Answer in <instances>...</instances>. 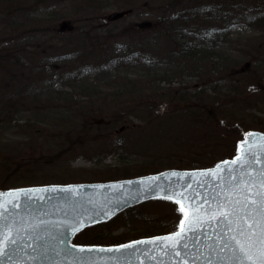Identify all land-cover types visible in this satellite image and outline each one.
<instances>
[{"label": "rangeland", "instance_id": "1", "mask_svg": "<svg viewBox=\"0 0 264 264\" xmlns=\"http://www.w3.org/2000/svg\"><path fill=\"white\" fill-rule=\"evenodd\" d=\"M89 1L71 0L60 9H55L57 12L64 11L63 14L68 17L61 20L62 28L58 30L59 25L57 28L62 36L61 41H58L60 47L65 45L75 50L72 59L75 65H79L81 76L94 78L90 79L86 92L90 91V94H94L92 96L98 93L111 94L115 89H122L123 85L128 86L122 80L125 75L133 79L144 75L146 64H136L131 52L134 48L141 50L146 59H155V65L151 66L156 67L155 84L149 85L150 90L145 89V84L141 88L142 85L138 83L133 90L128 88L129 91L144 92V100L127 99L122 104L110 103L109 100L98 103L97 106L101 105L105 109L103 116L123 115L130 117V120L114 122L111 119L108 124L110 127H97L89 119L80 120L77 116L71 118V114L66 118L68 113L65 106L58 105L64 102L65 96L76 100L79 95L86 94L80 85L79 88H71V84L66 81L65 69L72 64L61 61L55 69L56 73L49 72L52 80L47 83L45 93L49 96L40 98L54 99L53 109L50 110V107L37 116L15 114L13 109L10 111L12 116H8L0 110V164L8 163L12 170L3 172L0 167V180L5 178L20 184L14 187L4 185L0 189L54 183L107 182L155 173L152 171L154 169L157 172L166 168L208 167L218 159L233 156L237 151V142L245 132H264V0H127L131 11L122 9L125 0H104L105 4H100L104 8L99 3L96 8H92ZM189 4H195L198 17L200 7L206 10L203 23L207 25L200 28L204 32L208 25L217 28L213 18L217 21L223 19L219 24V32H227L228 38L220 41L219 50L237 58L235 67L238 68L235 71L239 73L231 78L239 92L226 97L230 110L225 112L229 116L225 121L220 119L224 111H217V96L209 91L204 92L205 88L199 83L194 82V89L190 91L194 94L177 90L174 84V87L167 89V83H189L197 78L188 69H179L167 61L173 44L168 37L169 32L161 28L162 24L165 25L164 19ZM214 4L217 5L215 11ZM224 8L228 9L229 14L241 17H236L233 25L226 24L227 20L222 15ZM145 17L149 21L162 19L163 23L157 21L156 28L140 33L136 23ZM103 25L105 32L101 31L103 27L100 26ZM131 25L137 27V32H131L133 34L130 36L111 37V46L118 52L117 55H123L122 62L116 66L113 58L111 62L108 61L110 65L103 64L101 69L99 62L93 67L85 66L96 63L104 56L102 45L109 32L117 35L120 30L125 32ZM2 41V45L8 42L4 38ZM9 70L10 67L0 63V88L1 79ZM198 72L204 75V71ZM154 74L150 73L155 78ZM215 79L213 77L208 82H215ZM165 91L168 94H162ZM64 92L70 94L64 95ZM210 99L214 104L209 102ZM211 108L216 110L213 118L209 112ZM34 121L47 126L38 130L23 126ZM84 124L94 125L95 128L89 125L81 127ZM66 137L69 138L64 139ZM177 207L168 200L150 199L119 213L108 222L85 228L72 240L75 244L110 246L148 235L173 232L178 229L182 218Z\"/></svg>", "mask_w": 264, "mask_h": 264}, {"label": "trees", "instance_id": "2", "mask_svg": "<svg viewBox=\"0 0 264 264\" xmlns=\"http://www.w3.org/2000/svg\"><path fill=\"white\" fill-rule=\"evenodd\" d=\"M69 1L71 0H0V59L5 60L4 62L0 61V63L10 67V70L6 71L1 79V88H4L0 90V110L5 115L7 113L8 116H12L10 113L12 109L15 111V114L28 113L30 116L42 115L48 111V109L52 106V100L54 99L45 98L42 100L40 98L49 96L45 94L46 89H48L47 83H49V80H52V75H49V72L52 71L53 74L55 69L59 66V63L63 61L65 63L72 64L68 68L63 67V69L66 68L65 70L67 71L66 81L68 84H71V88L73 89L79 88L80 85L82 91L86 93L83 94L84 96L79 95L76 97V100H74L71 96L63 97L64 102H61V104L58 105H62L63 107L65 106V109L67 110L66 113H68L66 118H69V114H71L70 117L77 116L80 120L89 119L90 123L92 122L94 125H97V127L110 124L111 119H113L114 122L117 120H130V117L126 118L123 115L117 117L103 116L102 113L105 112L104 107L97 105L98 103H104L108 100L110 103L118 102L121 104L127 99L144 100V96H146L144 92L139 90L129 91L128 88L133 90L136 83H138V85H142L140 86L141 88H143V84H145V89H147L149 85L153 86L155 84L157 77L154 74V70L156 67H151L155 65L153 64L155 63V59H146V57H144L145 55L142 56L141 50L134 48L131 52L135 56L137 62L136 64H146V75H139L135 79L128 78L127 75H125L122 80H124L128 86L123 85L124 87L122 89H125L123 91L122 89H115V91L111 94L98 93L96 96H92L94 94H90V91L86 92L89 87L88 84L90 83V79L94 80V78H89L87 75L82 77L79 65H75V62L72 59V57L75 56L76 51L65 45L60 47L58 42L59 40L61 41L62 36L57 32V28L58 25V30L62 28L60 24L61 20L66 18L67 15L63 14L64 11L57 12L55 9H60L61 6H65ZM103 2L104 0L89 1L92 8H96L98 3L99 6H101L100 4H105ZM122 5L124 6L122 9L131 11L130 3H128L127 0L122 2ZM194 5L195 4H189L175 15L171 14L168 19H164L165 25H161L163 31L169 32L168 37L171 39L173 44L172 53L168 56L167 61L176 65L179 69L180 67L182 69H188L189 73L197 77L194 81L189 83L184 81L176 84L167 83V89L176 85L177 90L179 89L186 93L187 91L190 92L194 89V82L199 83L205 88V90H203L204 92L209 91L210 94L217 96L216 99L218 100L216 101L218 103L216 104L219 106L217 111L220 109L224 111V114H221L224 116H221L220 119L225 121L226 117L229 119V116L226 115L225 112L230 110L227 107L228 102L226 97H230V95L239 92L237 90V86H235L232 81V78L236 77L239 73V71H235V69L238 68L235 67L237 65V58L232 54L219 50L220 41H225L226 38H228L227 32H219L221 30L219 29V24L223 19L219 18L217 21L213 18L214 23L217 24V28H212L208 25L204 32L203 30H200V28L207 25L206 23H203V15L206 10L203 7H200L201 12L198 17L196 14L198 9H196ZM101 8H104V6H101ZM215 8L217 9V5L214 4L213 11H215ZM227 10V8L222 10L223 18L224 20H227L226 24L233 25L236 21V17H241V15H231ZM147 18H142L136 23L138 28L135 27V25H131V27L129 26L130 28L127 27L129 29L126 28L125 32L120 30L117 35H113L109 32L108 36H106L107 40L102 45L104 56L99 58L96 63H88L85 64V66H88V68L93 67L99 62L101 63L99 66L101 69L103 64H108V61L111 62L113 58L114 63L116 62L117 66L120 62H122L121 57L123 55H117L118 52H116L114 47L111 46V37L130 36L134 33L136 28L140 31V33L145 32L148 31L149 28H156L155 22L157 24V21L161 22L162 20L154 18V20L149 21ZM100 27H103L101 31H106V29H104L105 25ZM97 29L98 27L95 28V30ZM3 38L4 41H8L5 45H2ZM98 49H100V47ZM60 53L61 55H59ZM200 70L204 71L205 77L204 75L199 74V72L198 74L196 73ZM150 73H153L155 78L151 76ZM220 73L223 75H220ZM210 76L211 78H217L214 80L215 82H208L211 79L209 78ZM148 90L150 89L148 88ZM63 94L65 95L70 93L64 92ZM162 94H168V92L165 91V93ZM190 94L194 93L190 92ZM101 97L103 101L100 100ZM78 98L79 100H77ZM209 102L212 103L213 100L210 99ZM53 108L54 107H51L50 110ZM185 111L186 110L183 112ZM234 111L236 112V110ZM209 112L212 118L215 117V108L209 109ZM97 114L99 115L94 117ZM104 120H107V122L104 123ZM86 125L94 127V125L90 124H84L81 125V127H85ZM23 126L32 128L33 130H38L40 127L46 128L47 125L34 121L32 124L29 122ZM109 129L110 128H108V130ZM68 138L69 137H66L64 139ZM0 165L3 172H5V170L12 171L10 169L11 165L8 163H2ZM174 167L179 166L174 165ZM152 171L156 172L155 169ZM4 179L5 178L0 180V186L6 185V187H14L20 185L19 183L15 184L12 181H7L9 179ZM5 181L6 184L4 183Z\"/></svg>", "mask_w": 264, "mask_h": 264}, {"label": "snow or ice", "instance_id": "3", "mask_svg": "<svg viewBox=\"0 0 264 264\" xmlns=\"http://www.w3.org/2000/svg\"><path fill=\"white\" fill-rule=\"evenodd\" d=\"M176 175L172 173V176ZM200 175L205 177V181L197 180L195 188L189 173L188 182L182 187H174L169 182L166 186L155 185L143 190L149 193L142 194L143 199L171 201L178 206L177 211L182 216L178 231L151 243L161 244L166 255L179 257L183 254L184 264H264V136L257 138L255 134L246 133L231 161H223L215 170L201 172ZM179 180H185V177L181 176ZM209 182L213 191L201 192L199 189ZM57 190L72 192L70 187L52 189ZM76 191H83V188ZM136 191L141 192L140 189ZM10 195L0 194V264H18L13 258L26 249H31L29 254L36 264L42 256L54 251L56 255L70 256L63 239L60 243L64 247L56 251L37 244L36 241L42 237H27L19 230L13 232L16 221H10L8 208L12 201L5 199ZM121 203H126V200ZM119 210L118 207L98 204L79 219L64 222L62 227L74 234L91 223L111 219ZM54 227L59 230L61 226ZM122 247L132 249L133 245ZM120 250L96 249L106 252ZM78 251L91 252L93 249L81 248ZM72 264H87V258L76 257Z\"/></svg>", "mask_w": 264, "mask_h": 264}, {"label": "water", "instance_id": "4", "mask_svg": "<svg viewBox=\"0 0 264 264\" xmlns=\"http://www.w3.org/2000/svg\"><path fill=\"white\" fill-rule=\"evenodd\" d=\"M257 136H264L260 131H248ZM246 134V133H245ZM245 136V135H244ZM244 140L238 141V144ZM237 144V145H238ZM231 161V160H225ZM222 163V162H221ZM208 168L199 169H168L158 173L141 175L133 178L113 180L107 182L95 183H74V184H49L44 186L17 187L10 189H0V194H11L5 196V199L12 201L8 204L10 221H16L13 232L19 230L22 235L27 237H42L36 241L45 249H54L58 251L64 245L60 243L63 239L68 246L70 256H65L63 253L56 255L55 251L50 255L42 256L39 264H72L76 257L87 258V264H184L183 254L179 257L175 255H166L161 244L151 243L160 238L168 237L175 232L153 236L150 238H142L133 240L119 245L113 246H73L70 242L75 234L68 233L62 225L66 221L79 219L87 211L94 208L98 204H107L108 207L120 208L112 217L120 211L132 207L136 204L149 199H143V190L146 188L155 187V185H168L169 182L174 187H182L188 182L187 174H192L191 183L196 187V181H205V177L201 176V172L215 170L217 165ZM176 173V176H172ZM184 176L185 180H179V177ZM72 188V192L67 191H52V189ZM77 188H83V191L77 192ZM140 189L141 192L136 190ZM201 192L213 191L211 183H207L206 187L199 189ZM126 203H121L125 201ZM89 201L92 203L90 204ZM13 203L16 205L13 207ZM111 217V218H112ZM109 219H101L100 222ZM99 223V222H98ZM97 223H91L88 226ZM61 226L57 230L54 226ZM38 226V227H37ZM85 226L82 229L88 227ZM27 230V231H25ZM143 241L141 244L139 242ZM133 245L132 249H125L122 246ZM93 249V251L79 252L78 249ZM121 249L119 252L96 251V249ZM147 250V251H145ZM31 249H26L20 252L18 257L13 259L18 261V264H36L32 260V255L29 253ZM117 258V259H110Z\"/></svg>", "mask_w": 264, "mask_h": 264}, {"label": "bare ground", "instance_id": "5", "mask_svg": "<svg viewBox=\"0 0 264 264\" xmlns=\"http://www.w3.org/2000/svg\"><path fill=\"white\" fill-rule=\"evenodd\" d=\"M219 126H221V125H219ZM218 126V127H219ZM236 153H237V151H236ZM236 153L235 154H233V156H230L229 158L228 157H223V159H218L216 162H214L213 164H212V166L211 167H214L216 164H218V163H221V162H223V161H225V160H232L235 156H236ZM164 170H168L167 168L166 169H161L160 171H157V172H155V173H158V172H162V171H164ZM183 170H185V169H183ZM83 183H95V182H83ZM54 184H63V183H54ZM137 205V204H136ZM136 205H134V206H136ZM134 206H132V207H134ZM132 207H129V208H132ZM129 208H127V209H129ZM127 209H124V210H122V211H120L119 213H121V212H123V211H125V210H127ZM119 213H117L116 215H118ZM113 218V217H112ZM111 218V219H112ZM111 219H109V220H107V221H103L102 223H105V222H108V221H110ZM97 224H101L100 222L99 223H97ZM83 230V229H82ZM81 231V230H80ZM80 231L78 232V233H80ZM169 233H172V232H169ZM169 233H161V234H158V235H163V234H169ZM77 234H75L74 235V237L76 236ZM158 235H152V236H150V235H148L147 237H143V238H150V237H153V236H158ZM73 239V238H72ZM73 246H84L83 244H75L74 242H73V240H71V242H70ZM90 245V244H89ZM93 245H96V244H93Z\"/></svg>", "mask_w": 264, "mask_h": 264}]
</instances>
